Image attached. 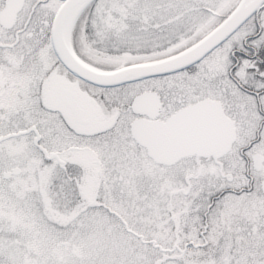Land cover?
Instances as JSON below:
<instances>
[{
  "label": "snow or ice",
  "instance_id": "obj_1",
  "mask_svg": "<svg viewBox=\"0 0 264 264\" xmlns=\"http://www.w3.org/2000/svg\"><path fill=\"white\" fill-rule=\"evenodd\" d=\"M0 264H264V0H0Z\"/></svg>",
  "mask_w": 264,
  "mask_h": 264
}]
</instances>
